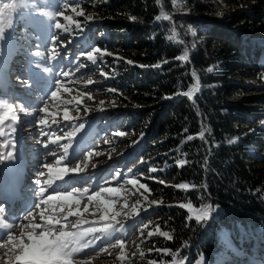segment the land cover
I'll use <instances>...</instances> for the list:
<instances>
[{
  "label": "trees",
  "instance_id": "obj_1",
  "mask_svg": "<svg viewBox=\"0 0 264 264\" xmlns=\"http://www.w3.org/2000/svg\"><path fill=\"white\" fill-rule=\"evenodd\" d=\"M53 14L79 24L53 35L72 46L64 59L102 74L116 104L97 117L127 143L118 177L157 200L134 215L143 225L132 264H210L224 236L233 263L257 257L264 109L252 103L264 96L247 79L264 75V0H60ZM204 205L210 219H195L189 210Z\"/></svg>",
  "mask_w": 264,
  "mask_h": 264
},
{
  "label": "rangeland",
  "instance_id": "obj_2",
  "mask_svg": "<svg viewBox=\"0 0 264 264\" xmlns=\"http://www.w3.org/2000/svg\"><path fill=\"white\" fill-rule=\"evenodd\" d=\"M58 2L59 0H0V164L4 148L11 154L17 150H25L27 156L38 162L35 175L29 178L28 183L32 185L31 194L36 197L35 205L23 216L27 219L19 223L0 246V264H11L20 257L42 264H132L136 244L142 239L139 228L143 225L136 218L132 220V217L157 200L140 181L133 183V180L128 182L121 179L122 182H118L117 176L112 179L114 183L102 185L104 180L113 176L120 165L117 157L127 148V143L123 144L121 137L109 134L107 138H103L102 131H99L84 141L83 145L69 147V139L65 134L70 128H64L66 123L83 120L90 115L92 117L100 111L113 110L116 104L108 100L107 88L102 85V74L85 68L82 73L75 75V71L82 65L77 62L68 72L60 71L61 59H56L53 55L57 39H51L50 33L52 35L56 30L60 35L71 33L79 28V24L75 22L73 28H66L63 23L73 21L62 18L59 24L54 20L48 33L52 19H55L53 12ZM32 31L36 36H33ZM67 48L69 47L66 46ZM11 56H23L45 67V80L38 79L40 74L35 66L28 69V73L38 77V80L30 81L33 90L28 94H25V87L30 85L23 82L24 77L16 78L19 74L13 71L9 74ZM17 66L26 64L19 62ZM247 81L263 85L255 89L252 95L264 96V75L248 78ZM54 93L57 95L54 96ZM252 105L264 109V103ZM6 111L10 114L8 120L2 119ZM65 113H69L68 121H65ZM111 125L109 124L110 128ZM67 141L68 145L61 146V142L65 144ZM8 153L6 155L10 156V160L22 162L19 152H15L14 158ZM89 154H92L91 157ZM5 160L4 157L2 170ZM77 166L82 167L83 171H72ZM61 168H68L69 171L61 173ZM116 182L119 184H115ZM107 187L118 191L93 199L96 193ZM61 193H75V197L72 201L57 198L56 194ZM76 198L81 203H77ZM211 207L212 205H204L189 211L196 216L202 215L201 209H208L206 219H210ZM2 210L0 205V212ZM68 234H72L74 242L70 253L86 243L85 235H96V246L92 248L91 240L86 243V247L78 249L72 255V260L68 255L62 258L65 252L61 254L59 251L60 238ZM221 240L222 249H235L227 237L224 236ZM54 243L57 244L56 247ZM218 261L220 259L214 254L209 263L217 264ZM261 263H264L263 256L255 261H248V264ZM168 264L187 263L175 257ZM198 264L206 263L199 261Z\"/></svg>",
  "mask_w": 264,
  "mask_h": 264
},
{
  "label": "bare ground",
  "instance_id": "obj_3",
  "mask_svg": "<svg viewBox=\"0 0 264 264\" xmlns=\"http://www.w3.org/2000/svg\"><path fill=\"white\" fill-rule=\"evenodd\" d=\"M7 153H5V166L2 170V176L0 178V187L1 188H11V186L14 185V181H16L18 178L15 177L19 171V166H21V162L20 161H13V160H10V156L6 155ZM18 169V170H16ZM25 181V180H24ZM23 181V182H24ZM15 192V191H14ZM17 193H15L14 195H16ZM26 200H29V198L27 197H23L21 198L20 200V204ZM33 201V200H32ZM14 209L11 208L10 210ZM9 210V211H10ZM30 210V208L28 209ZM3 217H1L2 219ZM8 219V222H4L3 225H0V233L1 232H6L10 229V227L12 226L11 223L14 221V222H17L18 220H21V217L20 216H16V215H12L10 217L7 218ZM20 260L18 261V264H25L27 263L28 259H26V257H20L19 258Z\"/></svg>",
  "mask_w": 264,
  "mask_h": 264
},
{
  "label": "snow or ice",
  "instance_id": "obj_4",
  "mask_svg": "<svg viewBox=\"0 0 264 264\" xmlns=\"http://www.w3.org/2000/svg\"><path fill=\"white\" fill-rule=\"evenodd\" d=\"M209 71H211V69H209ZM53 95L55 96V95H57V93H54ZM68 119H69V113H65V121H68ZM118 134L121 135V136H123L125 133L121 132V133H118ZM91 155L92 154H89V157H91ZM59 171L61 173H63V172H68L69 169L68 168H61V169H59ZM72 171L78 173V172L83 171V168L80 167V166H77L76 168L72 169ZM133 183H135V181H133ZM113 191H118V189L107 187L102 192L96 193V195L93 197V199L102 197L105 193H110V192H113ZM56 197L57 198H60V199L72 201L73 198L75 197V193H67V194L61 193V194H56ZM76 202L77 203H81V200L79 198H76ZM201 213H202V215H197L196 214L195 219H200V220L206 219L208 217V215H209L208 209H201Z\"/></svg>",
  "mask_w": 264,
  "mask_h": 264
}]
</instances>
